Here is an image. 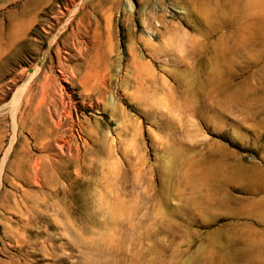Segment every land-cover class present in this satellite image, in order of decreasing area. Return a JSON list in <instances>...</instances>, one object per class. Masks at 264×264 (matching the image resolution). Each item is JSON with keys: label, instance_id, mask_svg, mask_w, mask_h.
I'll return each instance as SVG.
<instances>
[{"label": "rangeland", "instance_id": "374dc122", "mask_svg": "<svg viewBox=\"0 0 264 264\" xmlns=\"http://www.w3.org/2000/svg\"><path fill=\"white\" fill-rule=\"evenodd\" d=\"M0 264H264V0H0Z\"/></svg>", "mask_w": 264, "mask_h": 264}]
</instances>
